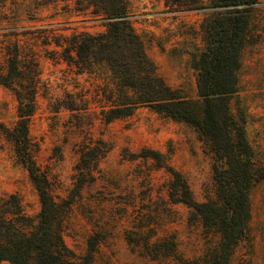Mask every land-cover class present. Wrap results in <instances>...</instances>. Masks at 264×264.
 Returning <instances> with one entry per match:
<instances>
[{
    "label": "rangeland",
    "instance_id": "rangeland-1",
    "mask_svg": "<svg viewBox=\"0 0 264 264\" xmlns=\"http://www.w3.org/2000/svg\"><path fill=\"white\" fill-rule=\"evenodd\" d=\"M128 11L156 73L196 99L195 60L205 45L201 25L213 14L210 1L195 8L178 0H128ZM103 29L70 0H0V64L5 46L17 42L34 54L39 70L28 134L38 171L61 209L62 240L74 264L83 263L90 239V264H206L219 232L203 226L182 202L171 201L168 168L181 174L195 201H218L213 153L191 124L146 106L104 119L103 110L111 107L104 93L116 88L111 72L103 64L80 71L63 58L71 34ZM236 77L230 110L243 121L256 164L264 166V0L252 7ZM16 106L12 91L0 85V122L13 125ZM103 145L106 151L90 174L77 169L81 150ZM151 152L160 154V166L145 155ZM9 194L36 217L37 190L0 136V198ZM248 197L247 230L228 264H264V179L251 186Z\"/></svg>",
    "mask_w": 264,
    "mask_h": 264
},
{
    "label": "trees",
    "instance_id": "trees-1",
    "mask_svg": "<svg viewBox=\"0 0 264 264\" xmlns=\"http://www.w3.org/2000/svg\"><path fill=\"white\" fill-rule=\"evenodd\" d=\"M73 8L99 20L102 31L73 33L65 39L63 58L80 71L104 65L115 81L114 93L105 92L111 107L104 119L127 116L146 106L172 119L191 124L206 139L213 153L212 171L218 201L197 202L177 171L168 168L171 201H180L196 212L205 227L215 228L219 244L205 257L206 264H228L235 244L245 235L250 216L248 193L264 179V166L256 164L243 128V121L230 110L229 99L236 91L239 51L251 10L257 0H209L213 14L202 23L205 45L195 60L197 98L167 85L156 73L139 35L134 31L128 0H70ZM203 0H178L180 5L199 7ZM39 70L30 51L17 42L5 46L0 64V85L8 87L17 100L16 121L0 122V136L10 143L26 167L38 194L36 217L26 215L15 194L0 198V262L11 264H74V254L62 240L61 209L48 191L46 177L38 171L32 156L28 121L33 112ZM114 94V96H113ZM106 151L94 146L81 150L77 169L90 174L98 156ZM158 161L160 154H145ZM83 256L90 264L92 241Z\"/></svg>",
    "mask_w": 264,
    "mask_h": 264
}]
</instances>
